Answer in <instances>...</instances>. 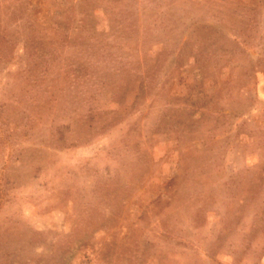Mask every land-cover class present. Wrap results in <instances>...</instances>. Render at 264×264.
<instances>
[{
	"label": "rangeland",
	"instance_id": "374dc122",
	"mask_svg": "<svg viewBox=\"0 0 264 264\" xmlns=\"http://www.w3.org/2000/svg\"><path fill=\"white\" fill-rule=\"evenodd\" d=\"M0 264H264V0H0Z\"/></svg>",
	"mask_w": 264,
	"mask_h": 264
}]
</instances>
